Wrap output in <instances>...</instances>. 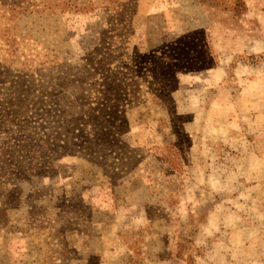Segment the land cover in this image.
<instances>
[{
    "label": "rangeland",
    "instance_id": "374dc122",
    "mask_svg": "<svg viewBox=\"0 0 264 264\" xmlns=\"http://www.w3.org/2000/svg\"><path fill=\"white\" fill-rule=\"evenodd\" d=\"M28 3H0V144L49 134L55 94L95 102L107 63L130 131L103 165L67 155L52 177L0 178V264H264V0ZM196 30L214 65L155 80Z\"/></svg>",
    "mask_w": 264,
    "mask_h": 264
},
{
    "label": "trees",
    "instance_id": "16d2710c",
    "mask_svg": "<svg viewBox=\"0 0 264 264\" xmlns=\"http://www.w3.org/2000/svg\"><path fill=\"white\" fill-rule=\"evenodd\" d=\"M0 3L13 15L26 13L31 6L28 0H0ZM213 65L207 35L203 30H196L163 48L158 54L154 77L159 82L174 83L176 89L179 83L177 74L201 72ZM109 68L107 63L100 69H93L94 80L96 74L103 75L102 83L98 84L102 89L95 102H80L82 98H68L64 102L60 95L53 96L59 108L49 134L36 133L26 126L21 129L25 137L22 141L7 137L1 141L0 178L27 181L34 177H52L54 162L64 156L82 155L92 163L103 165L113 154L126 149L124 137L130 131L127 110L133 102L129 100L124 83L112 78ZM21 97L19 99L23 101ZM18 108V116L25 114L22 106ZM20 194L21 189L13 187L6 195V204L18 202Z\"/></svg>",
    "mask_w": 264,
    "mask_h": 264
}]
</instances>
